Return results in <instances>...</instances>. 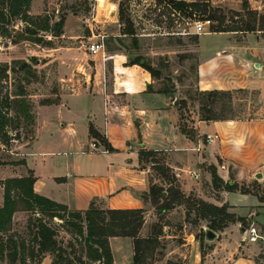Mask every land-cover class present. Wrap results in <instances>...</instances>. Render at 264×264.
Returning <instances> with one entry per match:
<instances>
[{
	"label": "crops",
	"instance_id": "crops-1",
	"mask_svg": "<svg viewBox=\"0 0 264 264\" xmlns=\"http://www.w3.org/2000/svg\"><path fill=\"white\" fill-rule=\"evenodd\" d=\"M196 45L198 89L255 90L264 100V30H208L198 34ZM89 47L88 63L60 62L62 98L58 103L45 105L61 112L56 123L40 134L36 122L23 165L26 171L23 175L30 169L34 172L35 191L70 210L84 211L96 201L102 208H142L146 213L153 204L143 195L150 191L152 183L163 184L160 177L151 180L154 163L150 161L149 165L140 158V150L149 149L168 154V165L184 192L194 185L199 198L219 206L228 204L229 212L236 217L254 216L256 224L253 223L264 235L261 196L253 190L242 192L240 188L217 190L212 172L207 169L208 165L215 166L225 182L240 186L261 178L257 175H264V118L210 121L198 118L196 135L191 138L179 128V100L175 93L158 91L151 73L139 64H129L123 52L110 54L105 50L107 57H104L102 52L91 53ZM80 67L84 68L81 74L85 75V86L66 91L65 83L75 81ZM66 71L72 75L66 77ZM150 84L154 85V91H148ZM91 125L107 140L110 150H91L92 141L104 146L90 134ZM216 133L219 138L208 143L206 135ZM202 177L218 194L217 198H205L199 185ZM235 196L238 200H233ZM217 235L204 256L200 239L193 238L189 264H264V240L250 242L239 220L230 222ZM110 246L113 264H134L131 237L112 236ZM227 246L232 250L224 251Z\"/></svg>",
	"mask_w": 264,
	"mask_h": 264
},
{
	"label": "rangeland",
	"instance_id": "rangeland-1",
	"mask_svg": "<svg viewBox=\"0 0 264 264\" xmlns=\"http://www.w3.org/2000/svg\"><path fill=\"white\" fill-rule=\"evenodd\" d=\"M120 1L33 0L31 6V13L33 14L49 13L52 16V22L58 20L61 15L66 16L64 33L59 37H53L55 48H48L29 41L10 45L8 48H0V62H11L15 58L29 59L35 57L39 62L38 68L46 74L43 82L35 83L31 87L34 93L32 100L37 114L38 133L43 134L56 123L61 115L57 109L41 104L43 99L49 98L54 103H58L62 98L61 93L64 88H62L63 80L59 73L60 62L63 61L66 64L68 61L79 60L88 63V47L92 42L100 39L99 35H105V50L110 54L123 52L129 60L141 58L151 64L157 71L155 76L157 88H164L167 84L175 85V94L173 93L175 97L178 100L187 98L189 106L186 110V118H188L189 124H191L190 120L196 121L199 118V102L190 99L188 92L197 89L199 57L197 41H195L194 36L196 34V22L202 21V14L182 15V13L172 9L166 0H123L126 2L130 18L134 23L136 35L123 34L124 25L119 21ZM209 1L213 7L219 10L218 13L225 15V25L231 27L240 25L239 22H236L238 14L241 15L242 19H248L246 0ZM247 2L251 9H256L264 15V0H247ZM217 24L218 22L212 21V29ZM210 29L211 26H205V30ZM75 49H78L79 52H75ZM80 71L75 75V81L65 83L67 84V86L65 85L66 91L85 86V75L81 74L84 68L80 67ZM70 72H65L66 77L72 75ZM233 108L239 114V117L236 118H264V100L260 93L255 90H235ZM32 142L33 139H23L13 142L9 147L0 142V180L13 175L19 177L18 175L25 174L23 165L26 162L25 156ZM150 159L159 161V164L156 165L169 167L170 158L164 152H157V154L150 156ZM142 162L149 163L146 158H143ZM149 165L152 164L149 163ZM154 165L151 169L152 182L159 177L158 171L154 168L158 166ZM211 167V165L207 167L210 172ZM170 169V174L173 175L174 171L171 167ZM230 170L231 178L234 179L232 166ZM200 181L201 184L199 185L205 192V198L211 196L217 198L218 194L211 185L205 183L203 177ZM180 183L178 181V184ZM161 185L165 189L169 187L167 183ZM238 186L240 189L253 190L264 200V175L261 178H255L249 184L245 183L241 186L238 184ZM184 193L187 197L199 198L194 185L188 191L185 190ZM3 194V187L0 185V198L3 197ZM163 195H167V192L164 191ZM234 198L233 200H238L236 196ZM150 203L152 204L151 201ZM2 204L3 200H0V207ZM161 207L152 205L151 211L145 213V221L147 222L144 224L140 235L150 237L149 241L151 242L148 243V247L143 252L140 264H167L170 260L175 263L189 264L188 256L191 253L193 238H203L204 228H210L211 221L198 218L195 209L190 208L186 203L175 204L166 210ZM34 217H37L36 214L34 215L30 211L19 210L16 212L12 224V231L16 239L24 240L27 244L33 243L34 228L31 222ZM253 218L254 216L244 218L240 221L241 225L246 229L255 225ZM46 220L56 230L57 239L66 249V255L72 264H102L99 261H89L86 257V250L83 249V243L80 241V236L71 231L69 225L59 219L51 220L47 217ZM215 232L220 234V230ZM214 240L207 241L204 239L202 247L204 253L208 252L209 243ZM233 241L230 245L233 244ZM245 242V240L242 241V243ZM223 250L231 251L232 248L227 246ZM262 256L264 259V255ZM80 257L84 263L79 259ZM52 258V255L47 254L42 261H39L38 256H29L26 262L18 260L13 264H51ZM0 264L11 263L8 260H0Z\"/></svg>",
	"mask_w": 264,
	"mask_h": 264
},
{
	"label": "trees",
	"instance_id": "trees-1",
	"mask_svg": "<svg viewBox=\"0 0 264 264\" xmlns=\"http://www.w3.org/2000/svg\"><path fill=\"white\" fill-rule=\"evenodd\" d=\"M33 0H0V48H8L10 45H18L29 41L35 44L55 48L53 37H59L64 33L66 16L61 15L58 20L52 22L49 13L33 14L31 6ZM167 4L174 10L185 16L202 14L201 20L218 22L210 31H243L252 32L264 30V15L258 10L251 9L246 0L248 19H242L238 14L240 25H225V15L218 13L219 10L212 6L209 0H166ZM119 21L123 27V34L136 35V29L130 18L126 2H119ZM198 41V34L194 36ZM141 58L129 60V64H139L147 69L155 78L156 69ZM38 59L15 58L11 62H0V142L9 147L15 141L33 139L36 125V112L32 100L33 92L31 87L35 83L43 82L46 74L38 68ZM148 91H154V85L148 86ZM158 91L172 95L175 92V85L167 84ZM189 98L199 102L200 120H226L235 119L239 114L233 108L234 91L231 90H190ZM54 101L43 99L41 104L48 105ZM187 98H181L177 107L180 113L179 128L183 134L194 138L196 135L195 120L186 118L188 109ZM188 112V111H187ZM90 134L99 139L108 149L111 146L107 140L91 125ZM30 136V137H28ZM158 151L141 149L140 158H146L158 167H154L162 183L169 187L164 188L159 183H152L150 191L143 197L150 199L155 207L162 206L166 210L175 204L186 203L190 208L195 209L196 215L201 219L211 221L210 228L214 231L223 230L230 222L244 220V217H236L228 211L229 205L221 206L208 202L202 198L187 197L178 184L176 176L170 174V167H164L159 161L150 159V156ZM212 183L215 189H226L235 191L239 189L237 183L225 182L218 174L215 166L211 167ZM36 177L30 169L28 173L19 177H8L0 180L3 187V204L0 207V260H8L11 264L18 260L26 262L29 256H38L42 261L47 254L52 255L51 264H72L66 255V249L57 239L56 230L49 225L46 218L51 220L59 219L70 230L80 236L83 249L86 250V257L89 261H99L102 264H113V253L110 246V237L128 236L133 239L134 264H140L141 256L148 247L150 237H142L141 230L145 224V209H108L102 208L92 201L89 208L70 210L67 205L59 203L48 197L38 194L34 184ZM248 192L247 189H240ZM164 191L167 195H163ZM163 200V202H161ZM19 210L32 212L37 217L32 219L33 243L27 244L24 240L15 238L12 231L13 219ZM203 247L204 237L198 238ZM202 256L204 251L202 248ZM82 263L84 261L79 258ZM167 264H180L168 261Z\"/></svg>",
	"mask_w": 264,
	"mask_h": 264
},
{
	"label": "built area",
	"instance_id": "built-area-1",
	"mask_svg": "<svg viewBox=\"0 0 264 264\" xmlns=\"http://www.w3.org/2000/svg\"><path fill=\"white\" fill-rule=\"evenodd\" d=\"M212 21L211 20H202L199 22H196L195 25V33L196 34H201V33H205L208 30H205V26L209 25L211 26ZM100 39L96 40L95 42L90 44V51L91 53H98V52H102L104 54V57H107L106 55V51H105V44H104V38L105 35H99ZM219 138V134H207L206 135V140L208 143H211L215 140H217ZM90 148L92 151L94 152H106L108 149L105 146H101L99 145L96 141H92L90 143ZM246 232L248 233V237L247 239L250 242H256L259 239H263L264 240V235H263V231L261 228H259L258 226L252 225L249 228L246 229Z\"/></svg>",
	"mask_w": 264,
	"mask_h": 264
},
{
	"label": "water",
	"instance_id": "water-1",
	"mask_svg": "<svg viewBox=\"0 0 264 264\" xmlns=\"http://www.w3.org/2000/svg\"><path fill=\"white\" fill-rule=\"evenodd\" d=\"M141 62H144V59H142ZM257 177H262V173H258ZM217 236H218L217 233L214 230H212L211 228H207L205 230V239L207 241H212V240L216 239Z\"/></svg>",
	"mask_w": 264,
	"mask_h": 264
}]
</instances>
